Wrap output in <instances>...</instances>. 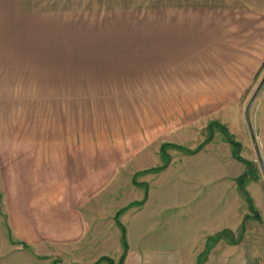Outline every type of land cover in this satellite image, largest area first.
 <instances>
[{
  "label": "crops",
  "instance_id": "obj_1",
  "mask_svg": "<svg viewBox=\"0 0 264 264\" xmlns=\"http://www.w3.org/2000/svg\"><path fill=\"white\" fill-rule=\"evenodd\" d=\"M110 49L121 55L100 64L125 63L126 73L171 72L179 94L226 102L225 109L212 110L252 145L234 99L248 100L264 68V0H0V80L21 79L22 67L37 63L45 73L60 74L78 58ZM249 121L255 142L264 147V83ZM59 149L20 158L14 150L0 153V264H117L122 252L120 264H264V183L258 173L244 189L235 181L242 169L221 170V183L195 182L190 202L200 193L202 199L189 211L201 220L186 245L183 218L164 201V188L148 190L138 206L126 207L134 199L106 206L114 186L101 160L53 159ZM214 188L219 195L212 199ZM218 234L224 239L207 251Z\"/></svg>",
  "mask_w": 264,
  "mask_h": 264
},
{
  "label": "rangeland",
  "instance_id": "obj_2",
  "mask_svg": "<svg viewBox=\"0 0 264 264\" xmlns=\"http://www.w3.org/2000/svg\"><path fill=\"white\" fill-rule=\"evenodd\" d=\"M91 50L96 51L86 49ZM119 51L110 49L107 52L111 54L100 53L101 57L96 53L89 57L94 63H85L87 57L78 58L82 60L79 64H66L69 70L60 74L45 73L48 70L42 68L44 64L37 63L36 68L22 67L21 79L0 80V153L14 150L20 158L48 154L52 147L62 153L55 155L59 152L53 151V159H100L101 170L114 186L106 198V206L113 208L129 199L134 201L126 207L138 206L148 190L153 194L155 188H164L160 194L170 207H177L174 210L183 218L181 241L188 245L194 241V224L201 220L189 211V204L197 205L201 195L190 202L195 182L219 181L221 170H231L228 173L232 174L242 169V189L253 173H258L263 185L253 147L236 127L221 122L220 112L212 110L216 106L225 109L226 102L179 94L171 72L126 73L125 63L98 62L114 60L121 55ZM263 72L264 68L256 83ZM50 75L68 78H44ZM234 100L241 105L242 117L247 97ZM223 131L238 143L237 154L248 164L233 156L235 148L226 141ZM256 144L264 167V147ZM110 175H114L113 180ZM215 195L219 193L214 188L210 197ZM212 199L205 201L208 216ZM249 212L254 216L256 211ZM220 213L218 206L212 214L213 228L219 224ZM221 239V234L209 239L207 251Z\"/></svg>",
  "mask_w": 264,
  "mask_h": 264
},
{
  "label": "water",
  "instance_id": "obj_3",
  "mask_svg": "<svg viewBox=\"0 0 264 264\" xmlns=\"http://www.w3.org/2000/svg\"><path fill=\"white\" fill-rule=\"evenodd\" d=\"M263 83H264V72L262 73L260 79L258 80L257 84L255 85L251 95L249 96V98H248V100L244 106L243 117H244V121H245L247 130H248L251 142H252V146H253L254 153L256 156L257 164H258L259 170L261 172V176H262L263 183H264V167H263L262 159H261L259 151H258L257 144L255 142V138H254L253 131L251 128V124L249 121V108H250L254 98L258 94L260 88L262 87Z\"/></svg>",
  "mask_w": 264,
  "mask_h": 264
},
{
  "label": "trees",
  "instance_id": "obj_4",
  "mask_svg": "<svg viewBox=\"0 0 264 264\" xmlns=\"http://www.w3.org/2000/svg\"><path fill=\"white\" fill-rule=\"evenodd\" d=\"M223 134H224V138L226 139V141L233 147V148H235L234 150H233V156L237 159V160H239V161H242V162H244V163H246V164H248L247 163V161L246 160H244V159H242L238 154H237V147H238V143L234 140V139H232L231 137H230V135L226 132V131H223ZM263 141H264V137H263ZM241 176V177H240ZM243 174H240L237 178H236V181H237V185H238V187L241 189L242 187H241V185H242V182H243ZM248 200V199H247ZM250 209H252V207L250 206ZM119 212V211H118ZM119 224V223H118ZM121 235H122V243H123V247H124V249H125V247H126V245H125V242H124V239H123V235H124V231H123V228H122V231H121ZM122 257H123V252H122V254L120 255V257H119V259H118V261H117V264H120L121 263V261H122Z\"/></svg>",
  "mask_w": 264,
  "mask_h": 264
}]
</instances>
